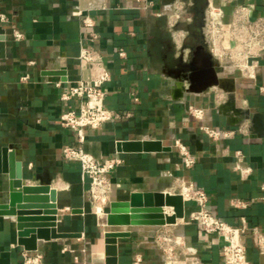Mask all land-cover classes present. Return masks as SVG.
Listing matches in <instances>:
<instances>
[{
	"label": "crops",
	"instance_id": "0c3cea01",
	"mask_svg": "<svg viewBox=\"0 0 264 264\" xmlns=\"http://www.w3.org/2000/svg\"><path fill=\"white\" fill-rule=\"evenodd\" d=\"M245 3L237 0L235 5ZM255 3L252 19L264 16V0ZM207 7V0H0V57L4 56L0 59V203L7 201L10 188L2 159V149L9 147L22 163L25 180L50 183L57 191L59 232L82 234L81 238L39 241L44 264H133L137 255L146 264H164L153 240L168 227L99 226L93 216L97 213L90 181L83 177L79 163L64 157V148L77 141L72 131L61 126L60 117L67 110L78 111L80 104L62 101L61 94L75 81L90 78L79 60L83 47L93 48L103 58L111 75L106 107L120 116L99 130L87 131L84 144L85 151L100 161L120 160L111 174L109 204L128 200L135 192H175L184 179L208 193L212 212L219 219L237 226L245 218L250 228L264 231V94L258 90L264 86V57L257 81L219 72V79L229 78L223 82L228 91L218 86L204 90ZM76 11L89 16L94 26L86 27L83 18L73 15ZM232 12L231 7L225 9L226 25L232 21ZM176 14L180 19L172 27ZM1 15L7 17L6 22ZM14 31L23 38L16 40ZM121 51L126 55L121 56ZM27 74L30 80L23 82ZM184 99L187 110L198 107L204 116H183L179 103ZM231 99L238 108L247 100L256 118L235 116L238 120L228 121L219 108ZM205 128L222 135L213 138ZM135 140L162 141L172 150L118 151V143ZM177 140L196 157L190 169L183 165ZM236 152L242 153L252 169L245 178L235 169ZM150 200L142 193L132 203L152 204ZM73 209L84 213L73 214ZM193 209L187 203L186 216ZM164 210L168 217L174 216L173 208ZM172 230L198 249L205 264H222L220 241L197 225H178ZM108 232L128 236L117 238L116 250L108 251ZM247 234L251 236V229ZM248 244L250 263L263 264L253 241ZM24 251L17 242L15 223L0 217V264H22Z\"/></svg>",
	"mask_w": 264,
	"mask_h": 264
},
{
	"label": "built area",
	"instance_id": "2783aa9c",
	"mask_svg": "<svg viewBox=\"0 0 264 264\" xmlns=\"http://www.w3.org/2000/svg\"><path fill=\"white\" fill-rule=\"evenodd\" d=\"M215 1L207 0L205 16L204 34L209 52L214 60L221 64L223 72L230 71L234 76L257 81L260 62L264 57V16L251 18V13L256 9L255 0H245L246 3L240 5H235L237 0H218L219 4ZM228 7H231L233 12L231 23L226 25L224 18L225 9ZM73 15L83 18L86 27L94 26V21L82 11H76ZM179 19L180 15L176 14L174 20L170 22L171 26H175ZM1 21L6 22L7 17L1 15ZM14 37L16 40H21L23 34L14 31ZM120 55L126 54L121 51ZM79 60L90 72V78L75 81L61 94L62 101L78 100L80 104L78 111L67 110L60 117L61 126L72 131L77 141L76 145H67L64 148V157L80 164L83 177L90 181V195L93 202L105 208L109 204V195L113 187L111 174L120 164V160L100 161L85 151L84 144L87 141V131L99 130L110 121L119 119L120 116L106 107V85L111 81V75L101 55L91 47H83ZM21 80L29 81L30 75H25ZM56 87L60 88L61 83L58 82ZM258 90L264 94V86H260ZM242 109L252 112L247 100L243 101ZM187 114L201 118L205 111L190 106ZM205 131L213 138L222 135L219 131L209 128H205ZM175 147L182 156L186 169L195 166L196 157L180 140L175 142ZM235 157V169L243 178L250 175L252 169L246 166L242 153L236 152ZM179 186L178 192L183 196L185 206L189 203L194 209L175 224L163 226L168 227L166 230L156 233L153 241L163 256L164 264H205L198 249L187 245L183 236L174 233L172 227L178 225H197L204 234L219 240L222 264H251L247 256L249 240L253 241L264 264V231L257 227L250 228L245 218L241 219V224L237 226L219 219L212 212L210 197L205 190L184 179L180 180ZM101 212L103 211H99ZM250 229L251 236H248ZM145 262L142 255H137L133 264H146ZM22 264H44V256L38 250L24 251Z\"/></svg>",
	"mask_w": 264,
	"mask_h": 264
},
{
	"label": "water",
	"instance_id": "95a60500",
	"mask_svg": "<svg viewBox=\"0 0 264 264\" xmlns=\"http://www.w3.org/2000/svg\"><path fill=\"white\" fill-rule=\"evenodd\" d=\"M3 46V43H2ZM207 46L204 47V90L211 86L227 88L223 82L229 81V78L219 79L218 73L223 72V68L218 64ZM4 56L1 55L0 59ZM65 76V73H60ZM66 81V78H63ZM233 90V89H232ZM234 91V90H233ZM186 101H180L183 116L187 115ZM228 121L239 116L242 120L253 121L256 113L250 110L238 108L234 99L229 100L225 105L219 108ZM239 119V120H241ZM121 153H164L170 152L171 147L165 146L162 141L157 140H135L122 141L117 145ZM3 172L9 176L10 188L8 199L0 203V217H5L15 223L17 232V242L25 251H37L39 241H51L56 239L81 238V233H62L58 230V204L57 191L52 188L50 183L33 184L24 179L22 163L17 161L16 152L9 147L2 149ZM45 195H40V194ZM145 194L149 199L152 197V204L149 201L143 205H134L132 200L137 194ZM164 207L174 209L175 217L183 219L185 217V202L181 194L164 193L162 191L135 192L128 200L114 201L109 205L107 212L96 214L97 224L101 227H135V226H165L173 225L165 220ZM73 214H83V209H73ZM16 218V219H14ZM127 233L105 234L107 250H116L114 246L117 238L126 237Z\"/></svg>",
	"mask_w": 264,
	"mask_h": 264
},
{
	"label": "rangeland",
	"instance_id": "374dc122",
	"mask_svg": "<svg viewBox=\"0 0 264 264\" xmlns=\"http://www.w3.org/2000/svg\"><path fill=\"white\" fill-rule=\"evenodd\" d=\"M197 38H198V41H201L202 40V31L201 30H198V34H197ZM205 39V38H204ZM204 47H205V45H204ZM180 190V186H179V188L175 191V192H173V191H168V192H166V193H171V194H179V191ZM151 191H153V190H151ZM151 191H149V192H151ZM148 192V191H147ZM162 192H165V191H162ZM178 192V193H177ZM109 205L110 204H108L105 208L104 207H100L99 205H97V204H95L94 203V206H93V209H94V212L96 213H99V211H103V212H107V210L109 209ZM168 211H170V210H168ZM169 213V212H168ZM170 214H172V212L170 211ZM96 214H93V216H95ZM173 215V214H172Z\"/></svg>",
	"mask_w": 264,
	"mask_h": 264
},
{
	"label": "bare ground",
	"instance_id": "6f19581e",
	"mask_svg": "<svg viewBox=\"0 0 264 264\" xmlns=\"http://www.w3.org/2000/svg\"><path fill=\"white\" fill-rule=\"evenodd\" d=\"M166 208H169V207H166ZM171 208V207H170ZM174 210V209H173ZM172 210V211H173ZM174 212V211H173ZM165 220L166 222L169 224V223H172V224H175L176 223V220L177 218L175 217V212H174V216L173 217H168L167 216V212H165Z\"/></svg>",
	"mask_w": 264,
	"mask_h": 264
},
{
	"label": "flooded vegetation",
	"instance_id": "af4514ba",
	"mask_svg": "<svg viewBox=\"0 0 264 264\" xmlns=\"http://www.w3.org/2000/svg\"><path fill=\"white\" fill-rule=\"evenodd\" d=\"M204 26H205V21H204ZM204 38H205V34H204ZM206 41V40H205Z\"/></svg>",
	"mask_w": 264,
	"mask_h": 264
}]
</instances>
